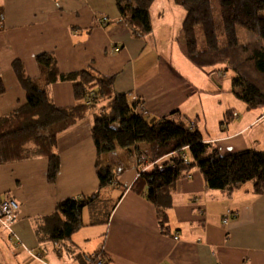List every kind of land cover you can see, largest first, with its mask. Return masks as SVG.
I'll return each mask as SVG.
<instances>
[{"label":"crops","instance_id":"0c3cea01","mask_svg":"<svg viewBox=\"0 0 264 264\" xmlns=\"http://www.w3.org/2000/svg\"><path fill=\"white\" fill-rule=\"evenodd\" d=\"M159 1L166 7L160 9L158 0L152 4L151 33L136 38L120 22L113 0H0V79L5 88L0 118L26 100L12 63L20 61L27 76L37 80L35 58L51 53L61 73L91 69L113 78L115 91L138 102L145 117L191 122L220 154L264 150V107L248 110L231 96V74H207L191 65L180 48L178 55L174 44L186 11L172 0ZM51 98L60 108L75 104L69 83L51 86ZM227 114L229 120L222 124ZM91 126L88 117L58 136L54 186L47 183L44 158L0 165V197L19 205L12 236L0 227V264H85L81 254L95 253H103L107 264H264V192L255 194L251 184L230 194L209 190L193 167L169 193V206L163 208L165 234L158 209L145 194L130 190L138 171H150L153 164L132 169L122 150L102 158L120 169V187L109 188L108 218L84 222L85 208L83 225L61 244L37 233L59 202L98 191ZM228 212L234 216L224 223Z\"/></svg>","mask_w":264,"mask_h":264},{"label":"trees","instance_id":"16d2710c","mask_svg":"<svg viewBox=\"0 0 264 264\" xmlns=\"http://www.w3.org/2000/svg\"><path fill=\"white\" fill-rule=\"evenodd\" d=\"M154 1L115 0L121 21L134 37L144 38L151 33L149 12ZM172 1L186 11L182 37L190 62L201 70L226 66L231 73L230 93L233 97L248 110L264 107V0H216L220 26L216 22L212 0ZM239 29L249 36L247 42L239 38ZM35 62L39 70L37 80L27 76L20 61L12 65L26 100L0 118V164L44 158L48 162L47 182L54 186L59 171L56 137L89 115L93 118L91 137L97 153L98 191L57 204L54 214L44 219L37 230L50 242L68 241L83 225V209L99 203L101 191L115 183L112 165H102L100 157L105 153H116L118 149L127 151L130 156L135 151L139 159L146 155L153 163L150 171H138L130 190L145 194L158 209L161 232L165 234L163 208L169 206V193L193 167L198 168L209 190L230 194L251 184L255 194H263L264 150L220 154L186 122L172 116L145 117L137 111L138 102L130 101L127 93L115 91L113 78L91 69L61 73L51 53L38 55ZM57 83L71 84L73 106H55L51 86ZM3 93L0 79V96ZM101 104L104 105L99 107ZM228 120L227 114L222 124ZM185 150L190 153L192 162L184 158ZM165 156L169 157L168 161L158 164ZM109 215L110 211L107 218ZM97 255L100 263L94 261L93 264H107L103 253Z\"/></svg>","mask_w":264,"mask_h":264},{"label":"rangeland","instance_id":"374dc122","mask_svg":"<svg viewBox=\"0 0 264 264\" xmlns=\"http://www.w3.org/2000/svg\"><path fill=\"white\" fill-rule=\"evenodd\" d=\"M113 2H114V5H115V0H113ZM154 3V2H153ZM158 7L160 8V9H164L165 7H166V5H165V2L164 1H159L158 0ZM212 6H213V8H214V12H215V15H216V22H217V24L220 26V16H219V12H218V6H217V1L216 0H212ZM115 7H116V5H115ZM180 7V6H179ZM182 8V7H181ZM117 9V8H116ZM151 9V8H150ZM118 11V10H117ZM150 13V12H149ZM119 17H120V15H119ZM101 22H106V19H103ZM120 22H122L121 21V19H120ZM200 34V33H199ZM238 35H239V38L243 41V42H247L248 41V37L249 36H247L246 34H245V31H243V30H241V29H239L238 30ZM179 48H180V50L182 51V54L184 55V57L187 59V61H189V63L191 64V65H193L191 62H190V60L186 57V55H185V44H184V40H183V37H182V34H181V37H179V41L177 42V43H175L174 44V49H176L177 50V53H178V55L179 56H181V54H180V50H179ZM120 50L118 49V48H114V52H119ZM176 60H178V58L176 57ZM15 62V61H14ZM13 62V63H14ZM13 63H12V65H13ZM194 66V65H193ZM195 67V66H194ZM226 67V66H225ZM224 67V65H218V66H216V67H212V68H206V69H204V70H201V69H199V68H197V67H195L196 69H198V70H201V71H203V72H205V73H211V74H217V75H219L220 77H223V76H225L226 74H231L229 71H227L226 70V68ZM229 68V67H228ZM230 69V68H229ZM97 73V72H96ZM256 79L258 80V81H260V78H258V77H256ZM224 81L226 82V84H228V82L230 81L229 80V76H227L225 79H224ZM1 82H2V80H1ZM2 85H3V83H2ZM231 85H232V82H231ZM3 87H4V85H3ZM4 92H5V88H4ZM231 96H233L232 94H230ZM240 104H243V103H240ZM104 104H101V105H99V107H102ZM138 111V110H137ZM88 117H91V119H92V123H93V118H92V116L91 115H89V116H87L86 118H88ZM191 123V122H190ZM75 125V124H74ZM187 125H188V123H187ZM193 126H194V124H193ZM193 126H189L190 128H192L193 129ZM92 127V126H91ZM71 128V127H70ZM69 129V128H68ZM66 131V130H65ZM64 132V131H63ZM63 132H61V133H63ZM61 133H59L58 135H57V137H56V141H57V138H58V136L61 134ZM92 138V137H91ZM93 140V139H92ZM93 144H94V142H93ZM94 147H95V145H94ZM118 150H121V149H118ZM258 150H260V149H258ZM95 152H96V148H95ZM117 152L118 151H116V153H109V154H103L101 157H100V159H102L103 157H107V155H115V154H117ZM122 152H123V154H124V161H125V163H128L129 165H130V167L132 168V169H139V168H141L142 166H144L145 164H153V163H150L149 161H148V159H147V156L145 155V157H144V155H142V158H138V156H137V152H135V151H132L131 152V156L127 153V151H125V150H122ZM188 156V157H187ZM96 157H97V153H96ZM191 158V155H190V153L187 151V150H185V152H184V158L185 159H187V158ZM164 158H168L169 159V157L168 156H165ZM30 160V159H29ZM29 160H26V161H29ZM98 160H99V158H98ZM139 160H141V161H139ZM188 160V159H187ZM192 160V159H191ZM102 161V165H104V164H106L107 162L104 160V159H102L101 160ZM168 161V160H167ZM96 163H97V160H96ZM108 163H110L111 165H112V163L111 162H108ZM1 165V164H0ZM146 166V165H145ZM122 167V169H124V167L123 166H121ZM115 168H116V166L114 165V166H112V173H113V175H114V178H115V183H113L112 184V186H115V187H117V186H119L120 187V185L118 184V182H117V180H118V178H119V176H120V174H118V172L120 171V169L119 170H115ZM144 172H147V171H144ZM58 173H59V171H58ZM58 176V175H57ZM97 178H98V176H97ZM57 181V180H56ZM98 181H99V179H98ZM48 183V182H47ZM243 186H250V184H245V185H243ZM242 186V187H243ZM241 187V188H242ZM109 188H111V186L110 187H108L107 189H103L102 191H101V194H100V197H101V199H102V201L100 202V203H97L96 205H94V206H92V207H87V209H85L86 211H87V217H84V222H87V221H92L91 223H96V221H99V219H101V220H103L106 216H107V213H108V211H109V209H110V196H111V191L109 190ZM99 189V188H98ZM83 197V196H82ZM81 198V197H80ZM80 198H74V199H80ZM69 199V198H68ZM11 201V200H14V199H12V198H9V197H7V199H5V198H2V199H0V204L2 205V204H4V203H6V201ZM66 200V199H65ZM5 201V202H4ZM95 204V203H94ZM18 207H19V205H18ZM83 209V210H84ZM18 215H19V208L15 211V209L12 207L11 208V210H7L6 212H4L3 213V217H2V219H3V223H1L0 222V227L2 228L1 230L4 232L5 230L6 231H8V233L11 235V227L17 222V219H18ZM223 222H224V217H223ZM4 229V230H3ZM80 229V228H79ZM78 229V230H79ZM12 236V235H11ZM14 243H19L15 238H14ZM70 250H72V251H74L73 249H70ZM81 257H82V259L84 260V262H85V264H93V262L95 261V262H97V263H100V260L98 259L99 257H98V255H97V253H95V254H92V255H86V254H81Z\"/></svg>","mask_w":264,"mask_h":264},{"label":"built area","instance_id":"2783aa9c","mask_svg":"<svg viewBox=\"0 0 264 264\" xmlns=\"http://www.w3.org/2000/svg\"><path fill=\"white\" fill-rule=\"evenodd\" d=\"M12 207L15 209V211L19 208L17 203L14 200H11V201L7 200L6 203H4L2 205L0 204V222L1 223L4 222L3 219H2L3 213L6 212L7 210H11ZM233 216H234V214L228 212L224 216V223H227L228 218L229 217H233Z\"/></svg>","mask_w":264,"mask_h":264},{"label":"bare ground","instance_id":"6f19581e","mask_svg":"<svg viewBox=\"0 0 264 264\" xmlns=\"http://www.w3.org/2000/svg\"><path fill=\"white\" fill-rule=\"evenodd\" d=\"M188 126H193V124L190 123V124H188ZM137 177H138V176H137ZM14 201H15V200H14ZM15 202H16V201H15ZM16 203H17V202H16ZM17 205H18V203H17Z\"/></svg>","mask_w":264,"mask_h":264}]
</instances>
